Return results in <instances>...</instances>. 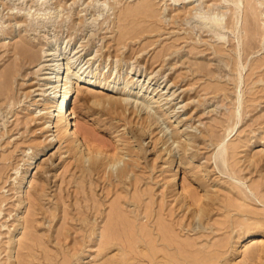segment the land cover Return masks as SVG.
<instances>
[{
  "label": "rangeland",
  "instance_id": "1",
  "mask_svg": "<svg viewBox=\"0 0 264 264\" xmlns=\"http://www.w3.org/2000/svg\"><path fill=\"white\" fill-rule=\"evenodd\" d=\"M217 22L224 38L201 30V23ZM48 52L65 53L59 58L80 52L84 76L106 83L81 84L88 88L72 92L69 109L93 151L98 146L107 159L125 155L131 184L115 180L99 162H84L68 141L49 144L48 117L40 112L49 103L39 94L40 79L51 72L37 67ZM218 63H227L229 74L212 78ZM151 72L157 83L145 85ZM139 81L148 87L142 93L167 82L180 94L170 112L184 121L168 122L180 144L176 156L158 128L147 129L149 135L136 115L106 100ZM204 103L218 115L206 114ZM1 170L0 201L10 196L4 214L14 220L9 232L0 231L6 250L0 264L14 236L22 243L14 245L12 261L20 264H151L152 254L159 255L156 264H264V0H0ZM27 173L30 186L21 192L37 206L25 210L28 201L25 208L18 204ZM204 202L207 214L196 220L193 211ZM109 214L114 220L106 224ZM19 217L29 225L15 231ZM94 218L106 241L92 235Z\"/></svg>",
  "mask_w": 264,
  "mask_h": 264
},
{
  "label": "bare ground",
  "instance_id": "2",
  "mask_svg": "<svg viewBox=\"0 0 264 264\" xmlns=\"http://www.w3.org/2000/svg\"><path fill=\"white\" fill-rule=\"evenodd\" d=\"M171 1V0H170ZM191 1V0H190ZM176 2V1H175ZM146 5H149V3H145L144 6ZM150 6V5H149ZM210 22V21H209ZM217 22L215 26L213 25H210L208 23H201L202 27H201V30H203L204 33H207V34H211L212 35V38L214 36H219V37H222L224 38L225 34L222 33L220 30L224 29V27H221V24ZM209 25V26H208ZM201 43H203V39H200ZM199 42V43H200ZM205 43H203L202 45H204ZM215 47H213L214 49ZM217 48V47H216ZM53 50V49H52ZM25 52V51H24ZM213 52L216 53V50L214 49ZM46 53V52H45ZM44 53V54H45ZM49 53V52H48ZM25 54V53H23ZM65 53H61L60 55H64ZM60 55H55L54 53L52 54L49 53V54H45V58L44 59V64L42 65H38L37 67H39V70H45L46 72H51V73H44V77H42L40 80L43 81V84H42V90H41V93L39 94L40 96L43 97L44 101H47L49 104H47L46 108L44 107L43 109L40 110L41 111H45L43 114L41 115H46L48 117V121L46 122V126H45V130L47 133H49V135L47 136V139L49 138V144L50 143H54V142H58V141H68L69 143L73 144L74 146H76L77 148H79L81 150V154H82V158L84 160V162H88L90 160L92 161H96V162H99L103 168V166L105 167V170L106 169H109V171L111 172L110 174H112V177L115 178V180H117L118 182L119 181H122V180H125L126 182L129 181L130 184H131V181L132 179L135 180V176H134V173H133V169L131 168L130 164L127 163V162H124L123 158L124 156L122 155H116V156H112L113 158L111 159H107L101 151H99L98 149V146L95 147V149H97L98 151H93V148L91 147V142L89 139H87L83 134H81L78 130V127H77V122L75 121L76 120V116L75 114L73 113V110L72 109H69V102H70V98H71V94L73 91L77 90L78 87L80 88H84V89H87L88 87H81V84L84 86L86 85H90V84H99L101 86H105L106 83L105 82H100L99 83H96L97 81L96 80H92V78H88L87 76H84V72L81 71V68L78 67V60H80L81 58V54L80 52H74L71 56H63L62 58H59ZM214 56V55H213ZM59 61H61V63H59ZM158 61L159 63H164L165 60H163V55L160 57H158ZM213 70L211 71V77L212 75H220V76H225L227 74H229V69L228 68V65L227 63L225 65H221L220 63L216 64L213 66ZM161 69V68H160ZM160 71H158V75L160 74L159 73ZM157 74V73H156ZM155 75V74H154ZM152 74V72L148 75L147 77V80H146V84H149L151 85L152 82L154 83H157V76H154ZM147 76V75H145ZM229 76V75H228ZM142 77V76H141ZM217 77V76H216ZM214 78V77H212ZM141 79V78H140ZM218 79V78H217ZM137 81V80H136ZM140 81L136 84H132L131 86H129V84H125L122 88V97L120 98H114L112 96H106V100L107 102L113 104V105H119V106H122L123 108L126 109V111H130L132 113V115H136V117L139 118V120L137 121V123L139 122V129L142 130V131H147L149 133V135L152 134V132H150V130H147L149 129L150 127H155V128H158L159 129V133L161 134V138H162V142H163V145H166L168 144L169 146V154L172 153L173 155H177L179 154V151H180V144L177 140H175V136H176V132H173L171 130V127L168 126V122L171 121V119L173 118H176L174 120V123L176 122L178 125L184 121V120H181V122L178 121L179 119V112H175V108L174 106L178 105L179 103H176V104H173L174 101H176L178 98H179V95L176 94V91H172L173 88H175V84L174 83H171V84H167V82L164 84V86L162 87V90L158 91V90H155L154 93H148V92H144L142 93V91H145L146 89L148 90V87H145V85L143 86L142 84H139ZM108 84V83H107ZM163 84V82H162ZM161 84V85H162ZM220 84H224V85H227L228 82H223ZM158 85V84H157ZM114 90V89H113ZM166 90V91H165ZM76 92V91H75ZM208 94V93H206ZM225 95V94H224ZM205 96V95H204ZM206 97V96H205ZM92 104H100V101L98 102L97 100H92L91 101ZM49 105V106H48ZM218 105V104H217ZM187 105H184L182 106L181 108H185ZM204 106H205V103H204ZM174 109L170 112L171 109ZM205 109H208L209 111L206 113V114H212V115H218V108L217 107H213V105L209 106H205ZM67 111L69 113H67ZM39 112V111H38ZM165 112V113H164ZM129 113V112H128ZM164 113V114H162ZM71 116V117H70ZM238 116V115H236ZM46 117V118H47ZM70 117V118H69ZM141 122V123H140ZM177 125V126H178ZM184 125V124H183ZM182 125V126H183ZM181 126V127H182ZM185 128V127H184ZM191 130L192 129V126H186V129L184 130V132H187V130ZM197 131V129L195 130ZM208 131V132H207ZM146 132V133H147ZM190 132V131H189ZM179 133V132H178ZM182 133V131H181ZM188 133V132H187ZM187 133H182L183 136L187 135ZM190 133H193V132H190ZM200 133V132H199ZM206 133H207V138H208V141L209 143H213L214 142V137L212 136V130L209 128V127H206ZM201 134V133H200ZM191 135V134H190ZM199 135V134H198ZM197 135V136H198ZM229 135V134H228ZM193 138L196 139V133L192 134L191 135ZM202 136V134H201ZM200 136V137H201ZM188 137V136H187ZM89 138V137H88ZM58 139V140H57ZM199 139V138H198ZM190 140V141H189ZM187 140V141H184L182 143V146L181 148H183L184 151H187L189 147L192 146V140L191 138ZM118 142H120V140H117ZM207 141V142H208ZM216 142V141H215ZM208 143V144H209ZM215 144V143H213ZM216 145V144H215ZM72 146V145H71ZM119 146V145H118ZM214 146V145H212ZM67 154V153H66ZM127 156V155H126ZM130 160V159H129ZM128 160V161H129ZM138 160V159H137ZM130 162V161H129ZM133 162V161H132ZM122 163V166H120V164ZM135 163V162H134ZM30 164H33L32 162ZM86 165V164H85ZM100 166V165H99ZM136 166V165H135ZM89 168V167H87ZM86 169V168H85ZM104 169V168H103ZM3 173V170L0 171V176L1 174ZM109 173V172H108ZM206 176V175H205ZM29 178L30 176L28 175V173L26 174V176L23 177V182L20 184L19 186V189H20V195H19V208L23 207L25 208V202H27L29 200L30 197H32L33 195H31L29 192L27 193V191H25V193L21 190L27 185L28 187L30 186V181H29ZM185 179V176L183 175L182 176V181ZM173 182V181H172ZM176 182V180H174V183ZM119 184V183H118ZM123 184V183H122ZM208 188V187H207ZM205 188V190L207 189ZM5 189V188H4ZM41 189V187L39 188ZM35 191V190H34ZM36 192V191H35ZM7 193V192H6ZM41 194H42V191L38 194V197L40 196L41 197ZM180 194V197L184 196L186 197L185 195V192L183 189H181V192L179 193ZM205 194V193H204ZM207 194V193H206ZM211 194V193H210ZM37 195V193H36ZM44 195V194H43ZM209 195V194H208ZM215 196V194H214ZM5 197L3 200L0 201V231L1 232H4V231H8L9 232V226L7 225V222H9V220H12L13 217H11V214L10 213H7V214H4V212L6 211L4 208L9 206L10 205V196L6 195V196H3ZM29 197V198H28ZM179 197V198H180ZM189 197V196H188ZM206 197V195L204 196ZM209 197V196H207ZM217 197V195H216ZM203 197L200 196V199H202ZM190 199V198H189ZM40 200V199H39ZM183 200V199H182ZM187 200V199H186ZM203 200V199H202ZM35 201L36 199H32V201H28L27 204H26V208L25 210L29 207H33L35 206ZM191 201V200H190ZM201 201V200H200ZM204 201H206L204 199ZM127 202H124L123 204V207L126 205ZM200 203V202H199ZM202 203V201H201ZM207 203V202H206ZM204 202V204H201L202 206L200 208L197 209V211H193L196 215V220L197 218H204L207 214V206L205 205L206 204ZM212 203V202H211ZM210 203V204H211ZM4 204V206H3ZM188 204V203H187ZM29 205V207H28ZM132 205V204H131ZM130 205V206H131ZM191 205V203H190ZM193 205V204H192ZM191 205V206H192ZM208 205V204H207ZM37 206V205H36ZM129 206V204H128ZM129 206V207H130ZM134 206V204H133ZM132 206V207H133ZM186 206H189V205H186ZM195 206V204H194ZM190 207V206H189ZM188 207V208H189ZM198 207V205H197ZM126 208V207H125ZM187 208V209H188ZM193 209V206L191 207ZM127 209V208H126ZM129 209V208H128ZM133 209V208H132ZM132 209H129V210H132ZM37 210H40V209H37ZM119 208L118 207H115V211L112 212L113 214H115V216L119 215L116 213V211H118ZM137 210V209H136ZM135 210V211H136ZM190 210V208L188 209ZM126 211V210H125ZM28 212V211H26ZM139 212V211H138ZM35 213V211H34ZM128 213V212H126ZM125 213V214H126ZM193 213V214H194ZM41 214V213H40ZM101 214V213H99ZM137 214V212H136ZM25 215V213H24ZM94 215V214H93ZM98 215V213L96 214ZM110 215V214H109ZM122 215V214H121ZM23 216V215H22ZM95 216V215H94ZM127 216V215H126ZM138 216V215H137ZM34 217V216H33ZM38 217V216H36ZM43 217V216H42ZM45 217V215H44ZM106 217V216H105ZM104 217V218H105ZM113 215H110L106 221V224L110 221H112V218ZM128 217V216H127ZM131 217V216H130ZM144 217V216H143ZM32 218V217H31ZM53 218V217H52ZM93 218V217H92ZM99 218V217H98ZM101 218H103L101 216ZM125 218V217H124ZM146 218V217H145ZM195 218V217H193ZM24 219V218H23ZM33 219V218H32ZM100 219V218H99ZM99 219H96L94 218V221L91 222L92 223V235L97 237L98 235H101L102 238H103V241H106V237H105V234H106V230L105 228H103V230L100 232V234L97 235V232L98 230H100L98 227H99V224L96 223L97 220ZM148 218H146L147 220ZM207 219V218H206ZM14 220V219H13ZM12 220V221H13ZM16 220V219H15ZM114 220V219H113ZM136 220V219H135ZM145 220V219H144ZM29 221H31L29 219ZM117 221V220H116ZM128 221H131L128 219ZM200 222V220H198ZM202 221H205V220H202ZM209 221V220H208ZM103 222V221H102ZM117 222H120V221H117ZM16 223H17V226H16V229H14L15 231H18L19 229L17 228H22L24 230V225H29L28 224V220L27 218L24 219V220H21V217L17 218L16 220ZM31 223V222H30ZM36 223V222H35ZM40 223V222H38ZM37 223V224H38ZM211 223V222H210ZM34 224V223H33ZM102 224V223H101ZM105 224V223H104ZM105 224V226H106ZM109 224V223H108ZM135 224V223H134ZM202 224V223H201ZM51 225V224H50ZM114 225V224H113ZM136 225V224H135ZM159 225V224H158ZM200 225V224H199ZM207 225V224H205ZM212 225V224H210ZM215 225H217L215 223ZM33 227V225H31ZM49 226V224H48ZM89 226V225H88ZM104 226V225H103ZM126 226V225H125ZM202 226V225H200ZM204 226V225H203ZM101 227V225H100ZM132 226H130L131 228ZM134 227V225H133ZM137 227V226H136ZM143 227V226H142ZM141 227V228H142ZM213 227V226H212ZM212 227H209V228H212ZM15 228V227H14ZM20 228V229H21ZM51 228V227H50ZM139 228V229H141ZM201 228V227H200ZM199 228V229H200ZM202 228H207L206 226L205 227H202ZM201 228V229H202ZM27 229V228H26ZM31 229V228H30ZM34 229V228H33ZM109 229V228H108ZM21 230V231H23ZM51 230V229H50ZM137 230V229H135ZM157 230V229H156ZM213 230H214V227H213ZM109 231V230H108ZM152 231V230H151ZM208 231V230H207ZM210 231V230H209ZM7 232V233H8ZM155 232V231H154ZM153 232V233H154ZM91 233V232H90ZM99 233V232H98ZM112 233V232H111ZM116 233V232H115ZM156 233V232H155ZM158 233V232H157ZM160 234V233H158ZM2 235V234H1ZM0 235V236H1ZM32 235V234H30ZM91 235V234H89ZM111 235V234H110ZM109 235V236H110ZM35 236V235H34ZM113 235H111V237H113ZM12 237V236H11ZM30 237V236H29ZM92 237V236H90ZM153 237V236H152ZM154 237H158V236H154ZM10 238V237H9ZM32 239V242H34V238L33 237H30ZM93 238V237H92ZM29 239V238H28ZM36 239V238H35ZM96 239V238H94ZM112 239V238H111ZM127 239V238H126ZM118 240V239H117ZM157 240V239H156ZM159 240V239H158ZM162 240V239H161ZM19 241V240H18ZM113 241V240H112ZM124 241V240H122ZM128 241V240H127ZM155 241V240H154ZM30 242V241H29ZM98 242V241H97ZM162 242V241H161ZM22 242H19L17 243V241L15 240V236L12 237V239H9L8 240V246L6 249H8V253L5 254V257H6V261L4 262L5 264H20L18 260L17 262L15 263L14 261H12V259L14 258L12 256V251L14 249V245L16 244V247L18 244H20ZM35 243V242H34ZM95 243V242H94ZM104 243L106 242H103L101 243V246H104ZM122 243V242H121ZM2 244V240H0V245ZM90 244V241L89 243ZM96 244V243H95ZM94 244V245H95ZM100 244V243H99ZM126 244V243H125ZM124 244V245H125ZM155 244V242H154ZM23 245V244H22ZM35 245V244H34ZM87 245V244H86ZM114 245V244H113ZM129 245V244H128ZM2 246V245H1ZM0 246V254H3L4 253V250L5 249H1L2 247ZM33 246V243L31 246V249L29 248V250H32ZM91 246V245H90ZM96 246V245H95ZM94 246V247H95ZM121 246V245H120ZM123 246V245H122ZM130 246V245H129ZM155 246H158L157 244ZM20 247V246H19ZM28 247V246H27ZM88 247V246H87ZM92 247V246H91ZM99 247V246H98ZM153 247V246H152ZM151 247V248H152ZM159 247V246H158ZM104 248V247H103ZM122 248V247H121ZM24 249V248H22ZM27 249V248H26ZM25 249V250H26ZM100 249V248H99ZM102 249V248H101ZM109 249V248H107ZM123 249V248H122ZM127 249V248H126ZM28 250V249H27ZM6 251V250H5ZM18 251V250H17ZM100 251V250H99ZM145 251V250H144ZM159 252V251H157ZM19 253V252H18ZM20 254V253H19ZM17 257H18V254L16 253ZM131 255V254H130ZM204 255V253L202 254ZM102 256V255H101ZM159 255H155V254H152L151 255V264H156V261H157V258H158ZM16 257V258H17ZM20 257V255H19ZM163 257V256H162ZM21 258V257H20ZM161 259V258H159ZM160 261H165L164 260H160ZM164 264V263H163Z\"/></svg>",
  "mask_w": 264,
  "mask_h": 264
}]
</instances>
